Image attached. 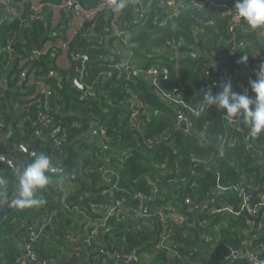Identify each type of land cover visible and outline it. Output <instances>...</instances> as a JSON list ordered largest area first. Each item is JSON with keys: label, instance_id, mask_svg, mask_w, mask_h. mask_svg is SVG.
<instances>
[{"label": "trees", "instance_id": "trees-1", "mask_svg": "<svg viewBox=\"0 0 264 264\" xmlns=\"http://www.w3.org/2000/svg\"><path fill=\"white\" fill-rule=\"evenodd\" d=\"M20 1L12 0L13 7L20 14L11 15L0 27V109L4 110V113L0 112V118L5 123V131L13 126L9 146L29 144L48 156L54 167L74 170L79 159L75 145L89 139L93 130L97 134L92 142L81 146L86 159L80 167L79 178L49 173L51 183L37 193L46 203L41 207H23L3 224L0 264H18L20 244L25 242L30 225L36 219L58 213L57 225L46 227L36 244V253L39 260L59 259L71 248L70 237L79 218L86 213L92 218H103L106 213L100 207L110 203L111 198H125L128 205L135 206L139 193L147 194L144 206L154 217L141 218L138 222L136 217L120 221L119 213L114 212L96 244L91 248L78 244L82 254L78 264H97V257L103 258L106 264H128L121 256L133 253L138 264H228L226 257L229 253L245 246L249 253L261 251L260 259L264 261V229L250 245H245L250 236V221H259L261 215L253 218L249 212H244L224 221L221 216L200 209L211 196L238 203L239 199L233 193L215 194L218 183L230 186L245 176L253 178L256 183L264 181V131L247 140L249 125L246 121L230 132L226 110L214 105L200 109L204 92L212 88L216 94L228 81L233 91L242 92L248 88L251 95L248 82L256 79V72L264 63L263 57L256 67L252 59L253 52L259 49L249 41H244L246 45L243 47L234 44L229 20L219 12L212 13L206 24L190 11L182 10L178 18L173 17L166 25L160 26L153 17L158 14L156 7L165 0H145L144 5L152 4V11L140 23H135L137 18L131 12L120 10L125 32L123 38L109 34V47L101 45L96 52L82 50L89 57L81 73V84L88 90L84 96V91L68 77L67 71L56 65L63 53H67L66 59L72 61L71 51L74 43H78L77 35L64 49L57 37L49 36L50 23L45 25L35 19L32 25L24 27L31 21L27 19L32 14L42 13L50 3L59 6L65 0H44L39 10ZM224 1L235 6V0ZM249 30L244 22L236 34ZM20 31L21 39L13 43ZM262 36L264 38V34ZM63 39L68 41V37ZM204 44L207 47H203ZM158 48H167L168 51L151 52ZM34 49L43 53L38 59L31 60ZM84 49L88 50V45H84ZM176 50L180 52L176 54ZM102 52L110 56L108 60L97 57L96 54ZM192 52L197 53L196 58L190 57ZM244 56L248 59L241 62ZM125 60L130 62V67L118 70L115 65ZM213 63L221 70L214 72ZM151 68H167L169 74L157 81L158 87L164 92L178 88L177 97L187 107L196 109V114L192 109H185L191 123L190 132L174 123L181 106L170 104L163 96L157 95L144 78ZM52 69L55 74H50ZM23 71H26L25 77H22ZM36 79L55 88L50 103L57 109L56 120L69 131L66 158L58 156L51 139L33 138L38 103L45 99V92L33 82ZM59 81L62 88L58 87ZM130 99L134 103H130ZM11 104L21 107L13 121L7 110ZM142 110L150 114L149 120ZM101 128L105 131L103 134L99 132ZM102 155L111 156L117 172L114 181L119 190L108 197L100 196L101 190L107 186L99 173ZM33 159L28 158V164ZM179 170L184 174H179ZM0 173L9 183L8 199L16 186V174L2 163ZM60 179L71 188L65 191L60 187L56 182ZM76 203H81L80 211L73 209ZM256 204L254 198L252 205ZM66 205L71 208L67 209ZM170 205L193 221H198V213L207 223L189 227L169 220L167 231L171 249L164 250L157 247L162 229L158 217L159 212ZM195 206L196 212L192 210ZM214 225H219L217 231L213 230ZM206 234H211L214 241L207 243L203 238ZM231 264H252V261L248 254H243Z\"/></svg>", "mask_w": 264, "mask_h": 264}, {"label": "built area", "instance_id": "built-area-1", "mask_svg": "<svg viewBox=\"0 0 264 264\" xmlns=\"http://www.w3.org/2000/svg\"><path fill=\"white\" fill-rule=\"evenodd\" d=\"M6 7L10 8L9 11V17L17 16L20 14L12 5V0H0ZM161 5H167L170 8L174 9L173 15L168 20L162 21L160 19V14H156L153 19L159 23L160 26L166 25V23L173 17L178 18L181 15V6L183 4H189L192 7L196 8L199 11H205L207 8H213L218 10L220 15L224 18H227L229 20V31L234 35V39L237 37L236 30L239 28H243V19L240 18L238 15L235 14V7L230 5L228 2L224 0H165L164 2L160 3ZM60 7H64L69 9L72 12L73 19L70 21V25H74L76 22V19L81 20V26L82 28L80 30L73 31L72 34H70L68 41H60V46L64 49L67 48L68 43L72 41L76 35L80 34L84 30H88V25L91 24V22L99 15L101 14H108L110 16V24L108 28V33L113 36H117L119 38H123L124 36V29H123V21L120 19V15L122 14L120 10H116L112 4V0H98L94 4H89L86 2H80L78 0H65L62 2V4L59 5ZM37 10L41 9V6L36 7ZM152 11V4L149 2L140 7V10L136 16L135 23H140L146 19V17L151 13ZM84 24H88L87 27H83ZM81 31L80 33H78ZM240 47H243L246 45L244 41L238 42ZM43 51L39 49H34L32 51L31 60L38 59L42 55ZM83 59H86V55H81ZM191 58H196L197 53L192 52L190 54ZM262 54L260 50H255L252 54V59L255 60L256 67H259L260 61H262ZM82 59V60H83ZM115 67L118 70H122L125 68L130 67V62L128 60H125L119 64H116ZM212 70L214 72H217L221 70L219 68L218 64L213 63L212 64ZM83 71V67L80 70V80H81V73ZM225 72V71H221ZM134 73L137 74V72L134 70ZM169 74V71L167 68H151L148 71H146L145 75L153 77L154 87L158 88V90L161 92L162 96L165 98V100L170 104H179L178 106H181L182 110L178 112L175 118V125L176 127H181L185 131L190 132V126L191 123L185 113V109H192L193 113H197L196 109L187 107L182 100H180L177 97V94L179 93L178 88H175L171 92H164L161 90L158 85L157 81L160 78H166ZM227 75V74H226ZM236 76V73L234 74ZM33 82L39 87V89L45 92L44 101H40L39 109L36 113L34 125L36 126L35 135L39 137H44L46 139H51L54 148L56 149L58 156L66 158L67 153L65 152V148L68 144L69 139V131L66 126L60 123V121L56 120L55 113L57 109L50 103V99L52 95L55 94V88L46 86L44 82L36 79L33 80ZM58 87L62 88L61 82L58 83ZM251 90V89H250ZM84 91V96H86L87 93ZM2 94H0L1 97ZM253 95V93H251ZM1 101V100H0ZM134 103V101H132ZM1 107V103H0ZM0 112L4 113V110L0 109ZM142 114L146 115L148 117V120L150 119V114L147 113V111L142 110ZM134 119L137 122H140V119L137 117H134ZM245 120L243 117L239 118L238 120L235 119H229V124L231 126L240 125ZM5 131V123L0 118V133ZM99 132L103 134L105 131L104 129H100ZM219 138L224 142L225 138L219 136ZM246 139H250V135L246 133ZM103 152L102 150L100 151ZM99 173L100 175L106 180L107 186L104 187L101 192L100 196L102 197H108L109 194L113 195L115 190H119V187L117 183L114 181V176L117 174L116 169L112 163L111 156L110 155H102L99 158ZM158 167V166H157ZM179 174H184L183 170H179ZM175 177H172V180H174ZM0 180L4 181V188L7 191L9 189V183L6 180V178L0 173ZM59 184H62V180L56 181ZM215 194H231L233 193L237 198L239 199L238 203H235L228 198L222 199V198H216L211 196L205 203L202 204L200 209H203L204 211H208L210 214L219 215L222 217L224 221L232 218V217H239L244 212H249L252 217L255 216L258 217L261 215L259 221L251 222V231L250 236L248 240L245 242V245L251 244V242L260 234V232L264 229V181L261 183H256L253 178H249L245 176L241 181L236 182L230 186L223 185L218 183L216 190L214 191ZM138 203L135 204V206L128 205L125 198L123 199H117L113 200L111 198L110 203H105V205L101 206L100 209L107 211L103 218H92L88 213H86L82 218L78 219V223H76V227L74 229V233L71 235V238L73 242L78 247L79 243H81L84 247L91 248L95 242L99 241L101 236V231L103 230L106 221L108 220L109 216L111 214H114V212L119 213V220L123 221L127 218H137V222L141 218H147L151 219L154 217V214L150 209L144 206L145 201L148 200V196L145 193H139L137 196ZM256 198V205H252L253 199ZM4 202H0V207L2 206ZM66 208H71L70 205H66ZM74 210L80 211L79 204H76L73 207ZM197 206L193 207L192 210L196 212ZM123 213V214H122ZM88 214V215H87ZM197 214V220H191L186 213L178 212L176 208L172 205L167 206L163 212H159L160 223L162 226L161 233H160V240L158 242L157 247L159 249L164 250H170L169 245V237L170 233H168V221L174 220L177 223L181 225H188L189 227H197L196 225L200 224H206V219H201L199 214ZM130 216V217H128ZM57 214H52L50 217L46 216L44 219L38 218L36 219L29 228L27 237L25 239V242L21 244L22 248L25 250V254L21 255L18 259V264H53L52 260H39V257L36 253V244L40 240V238L44 235L46 227L49 225L56 226L57 225ZM195 219V218H194ZM253 222V223H252ZM151 224H153L151 222ZM219 228V225H214L213 230L217 231ZM151 232V230L149 231ZM76 233V234H75ZM203 238L207 241V243H210L214 241L211 234L203 235ZM244 250V251H243ZM246 250V252H245ZM260 253H249L247 250V247L245 246L242 250H236L233 249L229 255L226 257V259L229 261L230 259H235L237 257L242 256L243 254H248L250 256L251 261L256 262H264L260 259ZM253 254V255H251ZM121 257H128L129 259L135 258L137 262L136 256H121ZM97 264H106L105 261H103V258L97 257ZM178 264H186V263H178Z\"/></svg>", "mask_w": 264, "mask_h": 264}, {"label": "clouds", "instance_id": "clouds-1", "mask_svg": "<svg viewBox=\"0 0 264 264\" xmlns=\"http://www.w3.org/2000/svg\"><path fill=\"white\" fill-rule=\"evenodd\" d=\"M128 0H112L116 10H122ZM235 14L252 29H264V0H235ZM248 57H242L241 62H246ZM251 93L248 88L242 92L233 91L230 81L222 84V90L213 94L212 88H208L200 100V106L207 109L216 106L226 110V116L230 119H243L249 125V135L258 137L264 131V63H261L256 72V79L249 80ZM57 168L52 165L48 156L35 155L34 159L25 169L19 173L16 196L12 204L16 207H41L46 201L37 196V191L44 189L51 183L50 172ZM7 200V192L4 181L0 180V202Z\"/></svg>", "mask_w": 264, "mask_h": 264}, {"label": "crops", "instance_id": "crops-1", "mask_svg": "<svg viewBox=\"0 0 264 264\" xmlns=\"http://www.w3.org/2000/svg\"><path fill=\"white\" fill-rule=\"evenodd\" d=\"M42 1L44 0H21L20 3L23 2H28L32 6L38 7ZM145 0H128L127 5L123 8L126 12H131L134 17L136 13V9L140 8L142 4L144 3ZM83 2L89 3V4H94L97 2V0H84ZM181 8V7H180ZM158 13L160 14V19L162 21L168 20L171 15H173L174 9L170 8L167 5H158L156 7ZM123 10V11H124ZM181 10H187V9H182ZM72 12L64 7H60L58 5L54 4H48V8L46 10H43L42 13L40 14H32L29 16L27 20H31L28 23L24 25V27L29 24L32 25L34 23V20H41L45 25L50 23V31L49 36L50 37H57L59 41H63V38H66L70 36V34L73 33V31L80 30L82 28L81 26V20L76 19V22L74 25H70V21L73 19L72 18ZM204 23V22H203ZM110 24V16L108 14H101L97 16L91 24L88 26V30L82 31L77 37L79 39L78 43L75 42L73 49L71 51L72 54V61L66 59V54L63 53L61 55V59L56 62V65L63 69H65L68 73V77L75 83L78 82V79H80V70L81 68L79 67V63H82L83 70L85 69V62L87 60L88 55L86 53H83L82 50L88 51V52H96L102 47H109V34L108 33V28ZM264 29H257V30H252L250 29L248 32H244L241 34H238V36L234 40V44H238L239 41H249L253 43L261 52L262 56L264 57ZM22 37L21 31L17 34L15 39L12 41L13 43L18 42ZM84 45H88V50L84 49ZM102 45V47H100ZM203 47H207L206 44H204ZM182 51V50H181ZM180 52V51H179ZM179 52H175L178 54ZM209 53L212 55L213 53L209 51ZM96 54V53H95ZM81 55H86L87 58L83 59ZM98 58L106 59L108 60L110 57L108 54H96ZM53 57V56H52ZM183 58V56H181ZM83 59V60H82ZM62 65V66H61ZM52 71H54L52 69ZM55 73V72H54ZM81 81V80H80ZM60 82V81H59ZM133 99H130L129 102L131 103ZM32 105H28V108L31 109ZM20 106L16 104H11L9 106L8 113L11 115L12 121L17 118L18 112L20 111ZM60 112L63 113L62 110ZM10 119V120H11ZM241 127L239 125L231 126L230 132L234 128ZM91 135L89 136V138ZM60 187H64V190L66 191L70 185L60 184ZM78 187V186H75ZM71 188V187H70ZM76 204H81V203H76ZM105 211L104 213H106ZM44 219V218H43ZM50 227H53L50 225ZM70 243H71V248L67 251H65V254L60 257L59 259L52 260L53 264H78V262H81L82 260V254L79 252L81 250L79 247L76 246V244L73 242L72 238L70 237ZM243 249V248H242ZM244 251V250H243ZM246 252V250H245ZM23 255L22 252L20 253V256Z\"/></svg>", "mask_w": 264, "mask_h": 264}, {"label": "water", "instance_id": "water-1", "mask_svg": "<svg viewBox=\"0 0 264 264\" xmlns=\"http://www.w3.org/2000/svg\"><path fill=\"white\" fill-rule=\"evenodd\" d=\"M182 9H187L190 11L196 18L202 20L204 23H209L210 22V15L212 13L218 12V10L213 9V8H207L205 11H199L196 8L192 7L189 4H183L181 6ZM140 8L136 9L135 16H137ZM9 11L10 8L6 7L2 2H0V27L2 26L3 23H5L9 17ZM28 26V25H26ZM168 51L167 48H162V49H152V53H166ZM180 50H176V52H179ZM169 52H172V50H169ZM213 55V54H212ZM79 67L82 68V63H79ZM50 74H55L54 71H50ZM26 71L22 72V77H25ZM144 78L150 83V85L153 87L155 93L159 95L160 97L162 96L161 92L158 90V88L154 87V82H153V77L144 75ZM75 84L78 85L79 88H81L83 91H86V87H84L81 84L80 79H78V82H75ZM202 109V108H200ZM61 113V112H60ZM240 126V125H239ZM13 134V126L10 125L6 131L0 133V163L6 165L7 167L11 168L15 174H16V186L14 191L12 192L11 196L2 204L0 207V230L3 226V224L15 213L21 209L20 207H16L12 204V201L15 199L16 196V190H17V185L19 183V173H21L25 167L28 165V158L33 157L35 155H44L41 151L39 150H34L31 145L29 144H20V145H10L8 141L10 140V137ZM97 134L96 130H93L91 137L89 139H84L78 142L75 145V150L79 153V159L76 164V167L74 170H70L66 167H61L57 168V171L54 172L53 174H62L70 179H77L80 177L79 170L82 165V163L86 159V154L83 152L81 149V146L85 142H92ZM34 139L36 138H42L46 139L44 137H39L37 135L33 136ZM258 154V158H259ZM52 173V172H50ZM40 192V190L37 191V193ZM108 230H105L107 232ZM20 251L25 254V250L22 248L20 244ZM135 256V253L132 254ZM253 255V254H251ZM124 261H126L128 264H138L135 260V258L129 259L128 257H121ZM233 259L229 260L228 264H231ZM252 264H264V262H256L253 261Z\"/></svg>", "mask_w": 264, "mask_h": 264}]
</instances>
